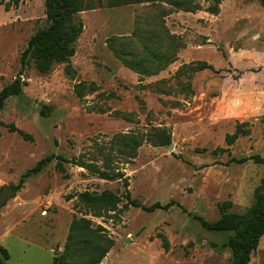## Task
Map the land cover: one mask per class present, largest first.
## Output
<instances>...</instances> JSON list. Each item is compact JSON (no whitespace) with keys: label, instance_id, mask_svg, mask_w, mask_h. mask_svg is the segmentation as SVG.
<instances>
[{"label":"rangeland","instance_id":"374dc122","mask_svg":"<svg viewBox=\"0 0 264 264\" xmlns=\"http://www.w3.org/2000/svg\"><path fill=\"white\" fill-rule=\"evenodd\" d=\"M110 1L84 0L93 8L77 15L71 72L62 63L43 74L33 61L22 70V57L48 25L45 1L0 0V92L21 88L0 110V188L62 159L0 209V262L53 264L73 221L87 219L113 243L100 264H232L235 232L195 217L216 222L225 202L250 215L264 177L254 160L264 158V2ZM238 125L247 134L229 144ZM128 139L142 142L135 156ZM85 192L113 193L116 209L91 206ZM249 264H264V236Z\"/></svg>","mask_w":264,"mask_h":264},{"label":"trees","instance_id":"16d2710c","mask_svg":"<svg viewBox=\"0 0 264 264\" xmlns=\"http://www.w3.org/2000/svg\"><path fill=\"white\" fill-rule=\"evenodd\" d=\"M45 12L48 25L44 29L38 30L30 39L28 47L22 57V70L30 62H34L37 70L43 74L51 71L55 64L66 63V71L71 72L70 62L75 55L76 40L82 32V23L77 20V15L85 10L92 9V5H86L84 0H44ZM132 1V0H131ZM153 0H142L149 2ZM264 2V0H263ZM130 3V0H111L110 6H119ZM119 56V51H115ZM131 69L138 70V66L123 61ZM197 70H214L212 66L203 63L196 67ZM21 93L19 81L6 86L0 92V110L3 109L7 101ZM11 131H17L14 126H10ZM24 138L30 139L27 134L20 132ZM247 132L242 130V126H237V131L233 135H227V142L233 144L241 135ZM129 150L132 156H135L137 149L142 142L138 139H128ZM161 145L169 143L168 138L161 139ZM56 155H50L41 159L37 165L26 171L20 178L17 185L11 187L18 192L26 182V179L35 175L44 168V166L54 160ZM254 160L264 166V158L254 157ZM99 176L104 179H116L119 174L109 175L108 173L97 171ZM125 187L128 182L125 179ZM82 199L94 207H103L107 210H115L118 198L111 192H104L100 195L85 192L81 195ZM128 204L135 207H142L137 201L131 200L128 195ZM231 207V202H225L220 205L223 215L216 222H208L205 219L196 216L203 228L212 231H234L235 234L229 238L227 246L233 252L232 264H249L251 255L258 249L259 243L264 236V177L257 193L255 204L250 215H240L236 213H227ZM146 210L153 211L158 208L154 205L150 208L143 207ZM164 248L168 249L169 243L163 239ZM113 243L108 238L97 234L87 219L74 220L65 243L64 252L54 257L53 264H100L109 253ZM0 253L6 259H9L7 250L0 247ZM0 264H5L0 262Z\"/></svg>","mask_w":264,"mask_h":264},{"label":"water","instance_id":"95a60500","mask_svg":"<svg viewBox=\"0 0 264 264\" xmlns=\"http://www.w3.org/2000/svg\"><path fill=\"white\" fill-rule=\"evenodd\" d=\"M17 192L10 185H3L0 188V209H2L8 201L16 197Z\"/></svg>","mask_w":264,"mask_h":264},{"label":"built area","instance_id":"2783aa9c","mask_svg":"<svg viewBox=\"0 0 264 264\" xmlns=\"http://www.w3.org/2000/svg\"><path fill=\"white\" fill-rule=\"evenodd\" d=\"M47 213H48V212H47V210H46V209H45V210H43V211H42V216H43V217L47 216Z\"/></svg>","mask_w":264,"mask_h":264}]
</instances>
